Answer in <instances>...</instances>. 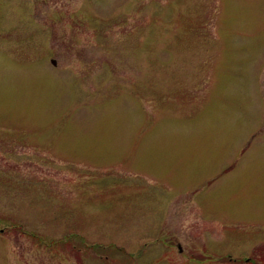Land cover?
Segmentation results:
<instances>
[{
    "label": "rangeland",
    "instance_id": "1",
    "mask_svg": "<svg viewBox=\"0 0 264 264\" xmlns=\"http://www.w3.org/2000/svg\"><path fill=\"white\" fill-rule=\"evenodd\" d=\"M0 264H264V0H0Z\"/></svg>",
    "mask_w": 264,
    "mask_h": 264
},
{
    "label": "water",
    "instance_id": "2",
    "mask_svg": "<svg viewBox=\"0 0 264 264\" xmlns=\"http://www.w3.org/2000/svg\"><path fill=\"white\" fill-rule=\"evenodd\" d=\"M51 62H52L53 64L55 63V61H54V60H52ZM179 249H180V248H179Z\"/></svg>",
    "mask_w": 264,
    "mask_h": 264
}]
</instances>
